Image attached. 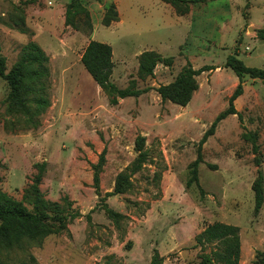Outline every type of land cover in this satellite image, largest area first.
Returning a JSON list of instances; mask_svg holds the SVG:
<instances>
[{
  "label": "rangeland",
  "instance_id": "374dc122",
  "mask_svg": "<svg viewBox=\"0 0 264 264\" xmlns=\"http://www.w3.org/2000/svg\"><path fill=\"white\" fill-rule=\"evenodd\" d=\"M69 2L0 0L5 72L30 41L47 54L49 69V106L35 118V126L25 121L21 106L8 102V84L0 76V191L30 210L25 189L43 162L42 197L67 213L66 229L0 244V264H147L154 250L161 264H198L216 245H195L194 236L213 222L237 225L238 264H256V251H264V202L254 213L251 189L257 169L264 176L260 79L242 78V93L234 100L240 118L230 114L217 123L200 147L201 161L192 174L197 143L227 107L237 81L224 66L226 56L236 54L245 65L264 69V40L257 38L255 26L245 27L247 0H236L244 5H228L229 13L206 25V13L224 9L225 0L189 4L181 14L161 0H81L90 25L77 16L76 27L64 24ZM250 2L252 16H264V0ZM109 4L115 6L118 20L103 25ZM222 22L229 27L219 34ZM90 39L111 45V81L118 88L132 82L147 90L109 103L80 62ZM145 50L171 56L172 62L158 61L153 73L141 78L138 56ZM187 61L193 68H215L195 76L196 86L185 104L162 98L159 86L172 82ZM29 101L26 106L32 109ZM248 131L256 134L257 154L243 136ZM139 136L145 161L131 172ZM103 147L96 192L91 164ZM255 155L261 160L258 166ZM121 182V192L106 195Z\"/></svg>",
  "mask_w": 264,
  "mask_h": 264
},
{
  "label": "trees",
  "instance_id": "16d2710c",
  "mask_svg": "<svg viewBox=\"0 0 264 264\" xmlns=\"http://www.w3.org/2000/svg\"><path fill=\"white\" fill-rule=\"evenodd\" d=\"M173 6L180 14L186 12L189 4L205 3L211 0H161ZM184 7V9H180ZM183 10V11H182ZM77 16L79 21L83 20L90 25V13L82 4L81 0H70L64 11V24L76 27ZM118 15L113 4L105 7L102 19L103 25H109L112 21H117ZM256 36L264 40V27L257 29ZM158 61L166 65L171 64L172 57H163L154 50H145L138 56V76L151 75L153 68ZM48 56L41 47L33 41L24 44L21 48L19 60L12 68L5 72L4 58L0 55V76L7 81L9 93L8 102L18 104L23 108L26 122L33 126L38 125L35 119L46 107L49 106L47 97V78L49 69L47 66ZM80 62L89 73L94 82L106 93L108 101L115 104L118 98L126 96H138L145 92L146 88H135L132 82L125 88H118L111 81L113 69L112 47L111 45L90 39L83 48L80 55ZM224 66L234 72L238 82L228 97L227 107L221 110L211 121L209 127L200 137L197 148L196 158L193 162L192 174L195 176L197 164L201 161L200 147L206 139L213 134L219 121L227 115L236 114L240 118V113L234 107V100L242 93V78H258L264 83V69L259 67L247 66L236 54H229L225 58ZM215 68L213 65L205 64L198 68H193L189 61L181 67L174 80L166 85H161L158 91L162 98L167 96L180 104H185L195 88V76L203 71ZM31 96L32 102L27 99ZM33 104L32 109H28L26 101ZM244 138L250 140L251 149L257 154L256 134L254 132H245ZM138 154L131 165V172L138 170L145 161V152L141 151L142 137L136 138ZM105 147L101 150L96 163H92L93 170L92 181L96 192L99 189V170L104 162ZM261 160L257 155L254 157L256 166ZM44 163L38 165V170L33 176L32 182L27 186L24 198H28L31 209L28 210L23 204L0 191V244L10 246L19 243L22 239H34L44 237L53 230L66 229L67 213L60 209L57 202H49L42 197L39 189ZM123 182L116 184L112 192L106 195L121 192ZM253 191L254 213H257L264 202V176L261 169H257L256 176L251 184ZM78 214V213H77ZM75 215L72 214V218ZM195 245L202 243H215V249L210 254H204L198 264H238L240 257V235L239 227L233 224L223 222H213L207 224L195 236ZM162 257L154 250L150 261L147 264H161ZM256 264H264V251H256Z\"/></svg>",
  "mask_w": 264,
  "mask_h": 264
},
{
  "label": "crops",
  "instance_id": "0c3cea01",
  "mask_svg": "<svg viewBox=\"0 0 264 264\" xmlns=\"http://www.w3.org/2000/svg\"><path fill=\"white\" fill-rule=\"evenodd\" d=\"M217 1H219V0L208 1V5L210 4L209 2H217ZM250 1L251 0H247V2H246V3H249V6H248V11H247L248 13H247V16H246L247 22H246L245 27L247 28V30H249V28H250L249 25L251 24V25L255 26L257 29L263 28L264 27V16H262L261 18H258V19L254 18L252 16L251 9L253 8V5L251 4ZM225 2L227 4L224 3L225 4V6H224L225 8L224 9L221 8L220 10H216V11L214 10L216 13H214V12H212V13H206L205 18L202 19V23H204L206 25L209 22L213 21L214 18H216V16L223 17L226 13H229L230 12L229 11L230 10V7L228 5H232V7H233V3H234V6L235 7H238L239 6L238 8H240L241 6L244 5V4H242V5L240 4L239 5V3L236 2V0H225ZM212 7H213V5H212ZM210 10H212V9L210 8ZM217 26H218V29H217L218 31H216V32H218L219 34H221V33H223L225 31V29L227 27H229V23L222 22L220 25H217ZM218 38H220V37H218ZM80 55H81V53L79 54V58H80ZM112 55H113V52H112ZM113 70H114V66H113ZM237 82H238V78H237V81H234V84L236 85Z\"/></svg>",
  "mask_w": 264,
  "mask_h": 264
},
{
  "label": "water",
  "instance_id": "95a60500",
  "mask_svg": "<svg viewBox=\"0 0 264 264\" xmlns=\"http://www.w3.org/2000/svg\"><path fill=\"white\" fill-rule=\"evenodd\" d=\"M249 29H251V28H249Z\"/></svg>",
  "mask_w": 264,
  "mask_h": 264
}]
</instances>
